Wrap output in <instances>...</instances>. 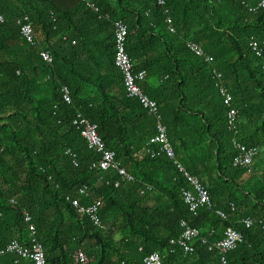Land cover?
I'll return each instance as SVG.
<instances>
[{
    "label": "trees",
    "instance_id": "trees-1",
    "mask_svg": "<svg viewBox=\"0 0 264 264\" xmlns=\"http://www.w3.org/2000/svg\"><path fill=\"white\" fill-rule=\"evenodd\" d=\"M164 1L0 0V264H33L1 252L14 239L28 244L25 212L47 264H76L71 254L78 248L95 257L89 264H146L153 252L162 264H264V7L250 11L260 0ZM117 20L128 29L134 72L146 71L140 85L158 103L175 159L227 218L205 206L190 211L182 190L192 186L176 160L152 157L157 119L127 96L115 65ZM25 22L34 43L21 33ZM190 42L213 59L194 54ZM42 51L51 52L52 61ZM64 85L71 103L63 99ZM220 86L233 96L232 106ZM231 107L238 110L237 133L229 128ZM78 112L98 124L132 181L116 186V170L92 168L101 153L74 124ZM235 140L259 149L250 171L234 164ZM67 150L77 155V166ZM84 185L89 190L82 195ZM73 197L83 204L100 199L102 224L78 212ZM183 219L210 241L227 227L241 231L244 241L226 263L200 240L185 254L171 245Z\"/></svg>",
    "mask_w": 264,
    "mask_h": 264
},
{
    "label": "built area",
    "instance_id": "built-area-1",
    "mask_svg": "<svg viewBox=\"0 0 264 264\" xmlns=\"http://www.w3.org/2000/svg\"><path fill=\"white\" fill-rule=\"evenodd\" d=\"M92 7H95L93 2L87 1ZM160 5L165 3L164 0H158ZM260 7H264V0L256 6L250 7V11L257 12ZM25 21L28 17L24 18ZM0 20L4 21V17L0 15ZM168 23L171 25L173 19L168 17ZM173 30V27H171ZM22 35L31 43H34L33 29L30 23L25 22L21 28ZM128 33L127 26L123 20H117L115 22V37H116V53H115V65L121 71L124 77V84L128 97H136L139 99L142 106L148 111L149 114L155 115L157 119L156 123V133L150 138L149 143H154L158 149L151 152L152 157L158 155L166 154L170 159L174 160L176 158V152L174 146L168 135V128L163 122V117L159 112L158 103L156 100L152 99L141 87L140 82L145 79L146 71L134 72L133 61L126 51V36ZM190 50L199 57H205L207 61H211L213 58L206 55L202 47L196 42H190L188 44ZM253 49L258 55L263 54V49L259 48L258 43H253ZM41 56L44 60L50 62L52 61V55L49 51H42ZM264 69V62H263ZM221 75L220 73L218 74ZM63 99L67 103L72 102L71 89L69 86L64 85L61 89ZM220 93L224 99L225 104L232 106L233 96L227 91L224 86H220ZM238 110L235 107H231L228 112V123L229 128L235 133L238 132L236 129L235 121L237 118ZM74 124L81 131V135L87 140L90 148H96L99 153H101L100 161H96L92 164V168L97 170H107L114 169L118 172L120 179L116 181L115 185L119 186L122 181H132L134 179L133 175L127 171V169L122 166L121 161L116 157V153L106 147L105 142L99 135L98 124L93 123L84 116L82 112H78ZM234 147L238 150V155L235 157L234 164L240 167L247 168L248 171L251 170L250 166L254 158L258 155L259 149L256 147H247L243 143L235 140ZM68 154L73 155L74 164L78 165L77 155L70 150H67ZM176 160V159H175ZM178 168L180 171L184 172V175L188 178L192 189H183L182 195L185 203L188 205L190 211L197 213L198 210L205 206L207 208H214L216 213L223 218H227V214L224 210L216 208V204L211 200L210 193L208 189L199 181V179L192 175L186 170L184 165L178 162ZM151 187H149L150 189ZM88 186L84 185L79 188V193L82 195L88 194ZM72 205L78 210V212L87 215L96 226L102 224V218L100 215V210L102 206V201L100 199L94 200L90 204H83L79 197H73L70 199ZM15 201V200H12ZM26 219L29 221V241L28 244L21 243L18 239L12 240L5 250L1 252H15L18 255L29 258L32 260L33 264H47L46 254L43 245L38 241L35 236V225L31 222V216L25 212ZM243 222L247 227H251L254 223L253 219L246 217ZM181 226L183 230L177 239H171V245L179 247L183 250L185 254H190L196 251L195 243L200 240L201 243L207 246L208 251H214L219 256L220 259L226 263V256L229 251L236 249L240 243L244 241V234L235 229L234 227H227L220 238L209 240L208 237L202 236L201 231L198 227L188 224L186 220H181ZM215 230L212 229L210 236L214 237ZM172 251H174V248ZM71 257L73 261L77 263L89 264L95 259L94 256H90L82 248H78L72 252ZM146 264H162L163 256L159 252H153L144 258ZM190 264V263H187Z\"/></svg>",
    "mask_w": 264,
    "mask_h": 264
}]
</instances>
